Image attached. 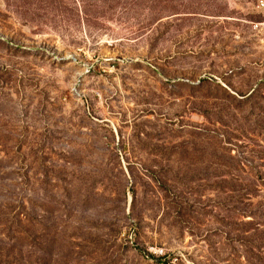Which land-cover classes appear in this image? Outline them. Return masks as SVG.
I'll return each instance as SVG.
<instances>
[{
	"label": "rangeland",
	"instance_id": "1",
	"mask_svg": "<svg viewBox=\"0 0 264 264\" xmlns=\"http://www.w3.org/2000/svg\"><path fill=\"white\" fill-rule=\"evenodd\" d=\"M0 264H264V0H0Z\"/></svg>",
	"mask_w": 264,
	"mask_h": 264
}]
</instances>
